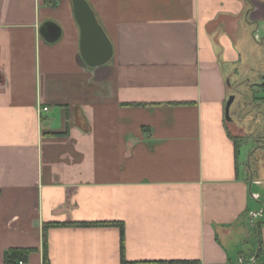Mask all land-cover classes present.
<instances>
[{
  "label": "crops",
  "instance_id": "obj_1",
  "mask_svg": "<svg viewBox=\"0 0 264 264\" xmlns=\"http://www.w3.org/2000/svg\"><path fill=\"white\" fill-rule=\"evenodd\" d=\"M87 1L97 68L73 0H0V264H46L50 223L47 264H237L249 228L262 264L264 133L233 137L264 130V0Z\"/></svg>",
  "mask_w": 264,
  "mask_h": 264
},
{
  "label": "water",
  "instance_id": "obj_2",
  "mask_svg": "<svg viewBox=\"0 0 264 264\" xmlns=\"http://www.w3.org/2000/svg\"><path fill=\"white\" fill-rule=\"evenodd\" d=\"M76 22L80 28V54L90 68L105 66L114 57V46L106 31L87 0H73ZM42 37L50 44L56 43L62 36L61 28L53 22H47L40 31ZM234 101L231 97L226 107L227 119Z\"/></svg>",
  "mask_w": 264,
  "mask_h": 264
},
{
  "label": "trees",
  "instance_id": "obj_3",
  "mask_svg": "<svg viewBox=\"0 0 264 264\" xmlns=\"http://www.w3.org/2000/svg\"><path fill=\"white\" fill-rule=\"evenodd\" d=\"M51 0H47V2L49 3ZM237 147H239V138L233 137ZM120 224V223H117ZM62 224L59 223H50V224H46L44 225V260L45 263H48V241H47V232L49 230V228H51L52 226H60ZM83 225V224H80ZM121 226V230L122 233H124V227L122 224H120ZM264 226V221L263 219H260L258 221V223L256 224V232L258 233V236L260 238V233H261V229ZM33 252L32 249H23V248H12L9 249L8 251H6L5 255H4V262L5 264H15L17 263L18 260H21L23 262L27 261V259L29 258L30 254ZM263 256V245L261 242V238H260V247L258 250V255L256 256V259H261ZM262 264H264V262H262Z\"/></svg>",
  "mask_w": 264,
  "mask_h": 264
},
{
  "label": "rangeland",
  "instance_id": "obj_4",
  "mask_svg": "<svg viewBox=\"0 0 264 264\" xmlns=\"http://www.w3.org/2000/svg\"><path fill=\"white\" fill-rule=\"evenodd\" d=\"M235 104H237V102ZM262 120H264V116L262 117ZM263 133H264V130H261V128L259 130V128H257L255 130V133L252 136H250L248 140L240 142V148L242 150V153H244V151L247 150L248 147L250 148L256 147L258 145V143L255 140L256 136L259 134L262 135ZM262 195L264 196V188L262 189ZM261 209H263V207ZM258 221H256L255 225L258 223ZM240 241L244 243H242L240 247L241 255H239L240 253L239 254L236 253V261L239 260V256H242L244 260L237 264H259V263H253L250 257L253 251L255 250V248H257L256 246L257 236L254 230L249 228L245 232H243L240 236Z\"/></svg>",
  "mask_w": 264,
  "mask_h": 264
},
{
  "label": "built area",
  "instance_id": "obj_5",
  "mask_svg": "<svg viewBox=\"0 0 264 264\" xmlns=\"http://www.w3.org/2000/svg\"><path fill=\"white\" fill-rule=\"evenodd\" d=\"M263 85H264V80H263ZM44 111H48V108H44ZM257 184H260V183L257 182ZM251 195L257 202H260L262 200V195L259 193H252ZM263 216H264V207L263 209L259 211L251 212L250 217H251L252 225H254L256 221L262 219ZM252 261L255 262V259H252ZM15 264H24V262L20 260Z\"/></svg>",
  "mask_w": 264,
  "mask_h": 264
}]
</instances>
